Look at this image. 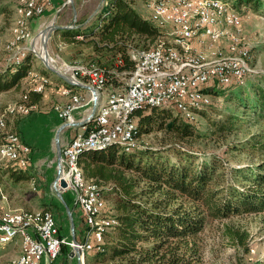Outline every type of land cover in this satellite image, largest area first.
<instances>
[{"label":"trees","instance_id":"trees-1","mask_svg":"<svg viewBox=\"0 0 264 264\" xmlns=\"http://www.w3.org/2000/svg\"><path fill=\"white\" fill-rule=\"evenodd\" d=\"M9 2L18 5V1ZM237 2L249 4L255 11L264 6L263 0ZM104 5L91 20H87L86 26H83L84 19L55 32L60 33L68 44L89 48L86 63L93 64L103 73L105 86L115 88L119 77L128 74L133 67L129 51L154 47L163 30L140 14L130 0H105ZM7 8L1 4L0 13L11 12ZM31 58L28 53L19 64L6 57L1 61L0 92L20 89L21 79L32 71ZM81 78L88 79L86 76ZM261 80L264 83V77ZM238 82L218 83L234 84L226 100L236 102L240 110H228L221 119L211 121L210 134L220 137L230 134L247 116H253L257 121L264 119V84L251 82L249 95H246V87ZM38 84L34 83L27 91L21 89L27 106L40 99L41 92L33 90ZM217 90L219 93L214 87L206 88L208 93ZM170 108L176 110L172 105H164L134 111L135 138L153 124L166 128L179 139L205 136L195 129L193 120L183 117L177 110L179 115L171 117ZM2 141L0 133V144ZM167 150L172 151L173 162L160 155L163 152L160 149L150 150L137 144L126 150L117 143L86 150L78 158L84 176L97 181L102 194L107 189L115 195L112 208L116 222L112 231L105 232L104 237L108 235V238L104 239L103 251L96 252L109 264H204L200 234L208 219L222 220L242 212H264V162L256 168H233L227 175L224 170L220 172L224 164L216 156L211 155L208 160L202 158L195 164L196 156L189 150L175 147ZM4 169L14 181L30 177L25 168L15 167L11 161ZM82 224L84 234L87 226L83 216ZM246 235L238 230H233L231 235L232 241L243 252L248 251ZM238 264H242L241 258H238ZM256 264H264V259Z\"/></svg>","mask_w":264,"mask_h":264},{"label":"rangeland","instance_id":"rangeland-1","mask_svg":"<svg viewBox=\"0 0 264 264\" xmlns=\"http://www.w3.org/2000/svg\"><path fill=\"white\" fill-rule=\"evenodd\" d=\"M9 1L11 0H0V6L1 4L10 6ZM17 1L18 3L20 2V0ZM130 1L133 6L135 5L134 7L143 5L140 8V12L143 16L149 19L151 8L148 0ZM169 1L174 2L173 0ZM197 1L193 2L190 7L194 9ZM210 1H215L217 4L226 7L227 9H234L239 14V19L236 25L233 26H225L222 22L216 25V29L219 30L221 34L218 36V40L214 43L209 44L208 39L201 40L199 38L201 30H197L196 33L198 34H196L193 39L194 44L198 47H202L206 51L209 58H215L218 55L228 56L233 54L229 50V46L234 43L237 44V47L245 48L250 55L251 71L244 79L242 78L238 80V84L242 83L241 86L246 87V95H249V84L251 82L256 83L259 81V83L264 84L261 80V78L264 77V6L263 8L255 11L251 5L244 2L238 3L237 0ZM104 3L105 0L102 2L99 0H54L53 3L49 5L52 8L51 11H47V9L49 10V7L47 6L48 8L46 7V11L44 10L42 14L35 15L33 17H31V14L26 13L24 10L19 11L16 6L14 10L12 7L8 6L7 9H11V12L0 13V63L1 61L3 62V60L5 61V57L8 59L10 55L16 54L21 47H25L23 51H19V54L16 57L11 58L9 61L14 64H19L20 61L27 55L28 51L32 56V67H43L45 71L47 70L46 73H48V75L52 74L56 76L57 74L55 72H51L47 69L45 62L43 61V57L45 56L50 64V67L54 70L61 74L68 75L77 83H87L91 86V79H89V75H85L88 78L86 80H82L80 72L75 74V78L72 77L75 69L86 67V65H88L86 62H88L87 56L89 48L74 46L68 43H66V45L58 43L51 44L50 38L53 33L52 30L49 32V36L46 37L45 41L42 40V32L51 25L58 24L61 21L70 20V24H73L75 21L79 20H91V18L99 10L96 9V6L98 5V8L101 6L103 7L105 6ZM33 18L34 20L32 21ZM191 19L195 20V16H191ZM157 26L164 31H173L171 24ZM190 27L194 28V26ZM160 38L161 41L165 43H172L173 41L172 34L171 36H160ZM141 48L143 47L133 49ZM208 52L213 53L212 56ZM186 55L189 56L188 53ZM30 77L32 79L30 83L36 82L37 80L45 77L47 81L42 84L47 86L51 85L49 83L50 80H48V76H41L38 72H32V75L29 74V78ZM127 77L128 74L120 76L119 84L115 87V89H123L125 87ZM42 84H38L35 88ZM204 86L205 91L207 87L211 86L215 89H219V93L218 90L212 93H208L206 91L208 94L207 102L199 106V109L203 110L201 112L195 111L193 118H189V120H193L195 129L204 133L205 136L179 139L170 131H167L166 128H158L157 124H153V126H151L148 130H142L141 135L133 141L132 148L138 144L141 146L143 145V147L150 150L160 149L163 151L160 155L168 157L171 162L174 161L175 157L171 150H167L170 147H175L181 150H189L192 155L196 156L194 159L195 164L201 162L202 158L208 160L210 156L213 155L218 157L220 161L223 162L224 165L220 168V172L224 170L227 175H229V171L233 168L252 166L256 168V165H260V163L264 162V119H259V121H257L254 120L253 116H247L243 119L241 126H239L236 130H232L230 134L223 137L210 134V122L214 121V119H221L224 113L237 107L236 102L232 103L233 100L231 102L226 100V95L230 92V89L233 88L234 84L218 85V83L214 84L208 82ZM91 92H86L88 95L87 98H91ZM8 93L12 94V96L7 97L6 94L0 96V105H4L2 111L6 107L8 108V106L14 108V105H16L18 101L9 103L8 100L9 98L17 99V97L21 94V89H12ZM237 109L240 110L239 108ZM39 110H41V108L37 111ZM35 113L36 112L33 111L20 118H14L12 123L15 125V123L19 120L29 119L33 117ZM176 114H178V112L170 108L171 117H174ZM168 121L169 119L166 120V122ZM41 138L44 137L41 136ZM8 162V160L0 158V166H5ZM46 164L44 163V165ZM28 168L32 171L31 174L38 176H34V178H37L36 183L33 186L30 184L31 181L27 179L26 181H21L18 184V189L37 192L41 188L48 200L50 198H54L56 195V189L52 181L57 175L56 162L53 161V163H49L48 168L45 166L42 168L40 167V164L32 165V162L30 161ZM47 176H49L48 182L44 183L42 179ZM1 178L2 176L0 175V179ZM38 184H41V186ZM6 189L11 190L12 187H8L6 185ZM64 193L65 196H68L69 200L67 201V198L65 199L64 197L63 200L67 205L70 204V208L71 206L74 207L72 204L74 200L71 191L69 189H65ZM103 196L106 199L104 216H110L111 218L107 219V217H100V222L104 225V228L107 231H112L111 225L112 220L114 219L113 215L115 213L112 208V201L115 195L110 194L106 189L103 190ZM59 203L60 207L57 206L55 212H58V209L63 211L62 203L60 201ZM41 206L45 205L42 204ZM51 211L54 212V209ZM80 219L82 220V218ZM63 230L64 229L62 228L61 231ZM233 230L244 231L247 234L245 240L248 247L247 252H243V250L240 247H237L232 241L231 235ZM63 234L64 238L70 240V233L67 224ZM200 237L204 264H238V258L242 259V264H256L257 261L264 259V212H242L238 215H230L222 220L208 219ZM107 238L108 235H106V238L104 239L106 240ZM69 249L71 250V247L67 244L62 245L60 253L64 255V258L67 257L65 253ZM19 250V245L15 242L0 244V264H15L14 261L19 254ZM84 255L83 259L85 264H109V262L102 258V254L84 253ZM58 258L60 260L63 259L59 256ZM59 259L58 261H60Z\"/></svg>","mask_w":264,"mask_h":264},{"label":"built area","instance_id":"built-area-1","mask_svg":"<svg viewBox=\"0 0 264 264\" xmlns=\"http://www.w3.org/2000/svg\"><path fill=\"white\" fill-rule=\"evenodd\" d=\"M190 1L197 0H183V2ZM52 2L53 0L34 1L32 3L31 17L42 14ZM168 3L171 5V12L166 13L165 16H178L186 19L188 26H194V32L205 28L199 20L191 19L190 13L181 12V4ZM235 17H237V13H235ZM175 33H186L187 36V32L164 30L161 36H171V34ZM187 37H189L188 45L196 48L193 36ZM214 40H218L215 33L209 37V44L214 43ZM24 49L25 47H21L19 51H23ZM19 51L16 54L10 55L8 61L16 57ZM135 52L129 51L133 67L128 73L125 87L120 90L111 89L107 91V93H112V103H104L102 121L86 129L83 137H75L74 135L61 148V158L57 161L56 181L59 182L60 179H64L66 187L63 189L71 191L74 203L78 206L81 194L78 191L77 178L76 175H69L70 164H72L70 162L72 149L91 143L99 144L108 139H121L130 142L128 126L136 121L134 111L146 106L148 107L152 101L174 102L175 109L180 113V103L185 101V92H192V99H194L193 84L190 83V76L192 75H199V79H206L208 82L219 83V77H226V81L231 79L239 80L242 79L243 72H246V69L238 59L230 58L221 62L209 63V66H190L188 63L178 61L174 56H170L169 51L166 49L158 48L149 49V53H144L146 63H137ZM79 72L80 76H97L99 85L105 90L103 73L93 64L75 69L73 75L71 74L72 77L75 78V74ZM46 80L45 77L41 78L39 84L45 83ZM88 101L96 104L93 93L91 94V98L88 99L84 95L76 93L74 100L62 104L58 103L53 106V110L60 119L71 125L74 124V111L86 105ZM4 142L5 149H1L4 151H6V146L14 144V141ZM29 152V145L22 140V144H16L14 161L11 162H24V166L26 167ZM105 206V204L101 203V209H96L95 211V216L99 219L100 217L111 218L110 216H104ZM38 215L42 216V211H39ZM83 216L85 218L86 215ZM8 226H18L26 232L27 261L29 264H41L43 259L53 260L59 255L63 244H67L74 250L78 248V243L81 242L77 241L74 243L72 240L64 238L59 232L55 218L52 228L42 229L41 235H33L32 228L25 224H19V222H11L10 215L0 212V236L5 237L7 235ZM92 247H101V244H95L94 239L91 242L89 250ZM78 258L80 259L79 255ZM15 264H19V261Z\"/></svg>","mask_w":264,"mask_h":264},{"label":"bare ground","instance_id":"bare-ground-1","mask_svg":"<svg viewBox=\"0 0 264 264\" xmlns=\"http://www.w3.org/2000/svg\"><path fill=\"white\" fill-rule=\"evenodd\" d=\"M36 0H20L16 6L19 11L24 10L26 13L31 14L32 12V3ZM149 6L151 8V21L156 25L163 26L165 24H171L173 31L187 32V36H193L195 38L197 30L194 32V28H191L187 25L186 19H182L178 16H165L166 13L171 12V5L168 2L169 0H148ZM168 1V2H167ZM175 4H181V12L190 13L191 16H195V20H199L205 26L204 29H201L199 33V38L201 40L208 39L215 33L217 39L221 34L219 30L216 29V25L221 22L225 26L236 25L239 14L231 8L223 7L217 4L215 1L210 0H200L197 1L194 9L191 4L195 1L183 2V0H173ZM237 13V17H235ZM186 36V33H175L172 34L173 41L172 43H165L161 41L159 37L156 45L151 48H141L133 49L135 52V59L137 63H146V56L144 53H149V49H166L169 51L170 56H174L178 61L182 63H188L190 66H209V63L221 62L223 60L238 59L242 66L246 69V72H243L242 78H244L251 71L250 65V55L248 51L243 47H237V44H231L229 50L233 53L228 56H217L215 58H209L206 51L202 47H190L189 37ZM199 41V40H198ZM217 40H214V42ZM209 43V42H208ZM189 54L187 56L186 54ZM43 57V55H42ZM31 73V72H29ZM91 79V87L95 91V102H97L98 94H101L103 87L99 85L98 77L89 75ZM72 79V78H71ZM232 80L226 81V77H219L220 84H227ZM240 80V79H239ZM47 81V80H46ZM45 81V82H46ZM74 81V80H73ZM76 82V81H75ZM190 83L193 84V94L194 99H192V92H185V101L180 103V114L187 118L191 119L194 116L196 109H199L200 105H203L207 102V93L204 90L205 84L208 83L206 79H199V75L190 76ZM213 83V82H210ZM215 84V83H214ZM217 84V83H216ZM45 84L33 88V90L41 91ZM65 93L69 94V90H65ZM76 95H72L68 101L74 100ZM67 101V102H68ZM66 103V102H65ZM104 103H112V93H106V99L103 102H98L93 112L92 119L86 129L92 127L95 123L101 122L103 119ZM166 106L172 105L175 108L174 102H159L152 101L149 104L150 106ZM33 106V105H31ZM23 103H17L14 105V108L9 107L7 111L18 113L20 115L28 114L30 107ZM16 113V114H17ZM136 128V121L132 122L128 126L129 141H124L121 139H108L98 143H91L82 146L75 147L72 149L70 154V168L69 175H76L77 186L79 194H81L79 199V206L82 210L83 215L85 216V223L87 226L86 237L83 242L78 243V249H80V256H85L84 252L89 251L91 242L95 239V244H101V247H92L91 250L95 252L103 251L104 243V225L100 222V219L95 216L96 209H101V203L106 205V199L102 194V187L97 181L91 178H86L84 176L82 168L78 165V158L80 155L90 149H102L106 148L111 144H119L125 146L126 149H130L133 146V141L137 138L134 136V130ZM0 132L3 135V141L0 144V157L6 158L8 161H14V154L16 153V144H22V140L18 133L14 131L7 130L6 128V119L4 114H0ZM84 132L77 133L75 137H83ZM4 141H14V144H9L6 146V151L1 150L5 149ZM15 167L24 168V162H14ZM93 189V190H92ZM42 211V216L38 215V212ZM5 215H10L11 222H19V224H25L32 228L33 235H41L42 229H50L54 225V217L47 210H37V211H28V210H19V211H7L4 212ZM114 223L115 219L112 220ZM42 225V226H41ZM14 240H19V254L15 259V263L19 261V264H29L27 261V247H26V232L18 226H8L7 235L0 236V244L11 243ZM15 242V241H14ZM80 264H85L84 259Z\"/></svg>","mask_w":264,"mask_h":264},{"label":"crops","instance_id":"crops-1","mask_svg":"<svg viewBox=\"0 0 264 264\" xmlns=\"http://www.w3.org/2000/svg\"><path fill=\"white\" fill-rule=\"evenodd\" d=\"M17 1V0H16ZM15 1V2H16ZM54 1V0H53ZM100 2L104 1V0H99ZM53 3V2H52ZM16 5V4H15ZM15 5H8L9 7H12L13 10L15 8ZM135 6V5H134ZM143 6V5H142ZM141 5H139V7H135L136 10L142 14L140 12V8L142 7ZM49 7V10L47 9ZM46 9L47 11H51L52 8L50 6H48ZM102 7V6H101ZM100 7V8H101ZM100 8H98V5L96 6V9L100 10ZM45 9V11H46ZM11 10V9H10ZM98 10V11H99ZM38 17V16H36ZM34 20V18L32 19V21ZM88 19L85 20V22L83 23V26L87 25V21ZM71 23L70 20L68 21H61L58 23V25H69ZM51 44L52 43H58V44H63L66 45L67 42H65V40L63 39L62 35L60 33L57 32H53L51 34ZM130 51H133L130 50ZM29 52L27 51V54ZM209 53V52H208ZM211 56L213 53H209ZM30 62H32V60H30ZM38 66V65H37ZM31 73H28L27 76H25L24 78L21 79L20 81V89L24 88L25 91L28 90V88H31V85H33L34 83H39V80H37L36 82L30 83L32 81L31 77L29 78V74L32 75V72H38L39 75H46L48 76V80L49 83L51 85L47 86L44 85L43 89L40 91L41 92V97L40 99L37 101V103L35 104H29V105H33L30 107V110L28 112V114L30 112L35 111L36 113L34 114L33 117L29 118V119H22L19 120L18 122L15 123V125H13L12 120L17 117H22L24 115H20V114H16L13 112H9L7 111L8 108H4V110L2 111L3 108V104L0 105V114H4L5 119H6V128L7 130L10 131H14L17 132L21 138V140H23L26 144L29 145L30 147V152L28 154V164L25 168V170H27L30 174V177L28 178V180L31 181L30 184H32L33 186L36 183V179L34 178V176L38 177L37 175H33L31 174L32 171L28 168L30 161L32 162V165H39L40 167H49V163H53V161L56 162V167H57V143H56V138H58V142H59V146L60 149L65 146L68 141L71 139V137H73L74 135H76L77 133H81L82 131H86V128L88 127L89 123L86 124H82L84 123V121L87 119V117L89 116V114L92 111L93 108V102H87L86 105H84L83 107L77 109L74 111L73 115H74V124H67L64 120L60 119L55 111L53 110V106L58 104V103H65L67 102L70 97L72 95H76V93L82 94L87 98V93L90 90L87 88V85L84 83L79 82L80 84L77 85H71L68 82H66L64 79H62L60 76H54L52 74L48 73H44L43 67H32V63H31ZM56 80V81H55ZM53 82V83H52ZM71 85V86H70ZM89 86V85H88ZM33 87V86H32ZM111 89H115L114 87H110V86H106L105 90L102 91L101 94H98L97 96V102L96 105L98 104V102H103L106 99V93L108 90ZM9 89L7 91H3L0 92V96H2L3 94H6L7 97H11L12 94L8 93L10 92ZM65 90H69V94L65 93ZM20 94V96L14 99L9 98V103L10 102H16L18 101L19 103H23V104H28L25 96H22ZM94 96V95H93ZM95 98V97H94ZM95 105V107H96ZM39 108H41V110L37 111ZM41 136H43L44 138H41ZM43 140V141H41ZM1 159H6L3 157H0ZM7 160V159H6ZM47 162V164H46ZM44 163L46 165H44ZM5 166L1 165L0 166V175L2 176V178L0 179V188H1V196H0V212L3 214L4 212H11V211H19V210H28V211H37V210H47L50 211V213L53 215V217L55 216L57 219V224H58V228H59V232L60 234L64 237V230H65V226L67 224L68 226V230L70 233V240H72L73 238L76 239V241H81L83 242L85 240L86 237V232L83 234L81 229H82V220L80 218H82L83 213L80 209V207L78 205H76L74 202L72 203L74 205L71 206L70 208V204L67 205L66 202L63 200V197L66 199L67 201L68 196H65V189L61 188L59 185V182H57V175L55 176V178L53 179L52 183L56 189V195L54 198H50L49 200L47 199V197L44 195V191L43 189H39L37 192H31V191H26V190H19V183L21 181H26V180H18V181H14L13 178L8 177L9 171H5L4 169ZM58 170V168H56ZM56 170V171H57ZM48 177H44V179H42V181L45 183L48 182ZM33 180V182H32ZM6 185L8 187H12L11 190H7L6 189ZM41 186V184H38ZM14 187V188H13ZM65 188V187H64ZM62 203V209L63 211L58 209V212H55V209H57V206H59V201ZM45 205V206H41V205ZM47 205V206H46ZM60 207V206H59ZM70 211V214L68 213V209ZM54 209V212H52L51 210ZM71 216V217H70ZM84 217V216H83ZM71 219L73 221V229L71 227ZM85 220V219H84ZM115 224L112 221V225ZM82 225V226H81ZM111 225V227H112ZM64 229L63 231H61L62 228ZM107 230L104 229V233ZM15 243H17L19 245V240H14ZM12 241V242H14ZM64 248V247H63ZM64 253V252H63ZM85 254L88 253H96L93 250H89V251H85ZM66 258H64L63 254H59V257H62L63 259H59L58 256L53 259V260H47V259H43L41 264H80L83 261V257L84 256H80L79 254H77L76 251H74L72 248L71 250L69 249L66 253H65ZM78 255L80 256V259L78 258ZM58 259L60 261H58ZM76 260V262H75Z\"/></svg>","mask_w":264,"mask_h":264},{"label":"water","instance_id":"water-1","mask_svg":"<svg viewBox=\"0 0 264 264\" xmlns=\"http://www.w3.org/2000/svg\"><path fill=\"white\" fill-rule=\"evenodd\" d=\"M66 27H69V25H65V26H63V25H58V24H53V25H51L50 27H48L47 29H45V30L42 32V34H43L42 40H43V41L46 40V37L49 36V32H50L51 30H52V32H54V31H56V30H58V29H62V28H66ZM45 55H46V54H45ZM43 61L45 62V65H46V67H47L48 70H50L51 72H55L58 76H60L62 79H64V80H65L66 82H68L69 84H71V85H77V84H80V83H77V82L73 81V80L71 79V77H69L68 75L61 74V73H59L58 71L54 70L52 67H50V64H49V62L47 61V59H46L45 56L43 57ZM87 88H88L90 91H92L93 95H95V91H94V89H93L91 86H88V85H87ZM95 105H96V104L93 103V108H92L91 113L89 114V116L87 117V119H86V120L84 121V123H82V124H86V123H89V122L91 121L92 116H93V112H94V110H95ZM56 143H57V159L59 160V159L61 158V149H60V146H59V143H58V138H56ZM59 185H60L61 188L66 187V182L64 181V179H60V180H59ZM67 209H68V208H67ZM68 213L70 214L69 209H68ZM70 217H71V216H70ZM70 224H71V227H72V229H73V221H72V219H71ZM72 241H73L74 243L77 242L75 238H73ZM74 251H76L77 254H80V249L75 248Z\"/></svg>","mask_w":264,"mask_h":264}]
</instances>
